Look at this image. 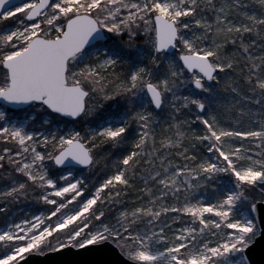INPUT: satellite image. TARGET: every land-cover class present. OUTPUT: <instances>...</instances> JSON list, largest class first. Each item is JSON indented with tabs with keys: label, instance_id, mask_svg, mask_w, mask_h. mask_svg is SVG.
<instances>
[{
	"label": "snow or ice",
	"instance_id": "1",
	"mask_svg": "<svg viewBox=\"0 0 264 264\" xmlns=\"http://www.w3.org/2000/svg\"><path fill=\"white\" fill-rule=\"evenodd\" d=\"M0 217V264H251L264 0H0Z\"/></svg>",
	"mask_w": 264,
	"mask_h": 264
},
{
	"label": "water",
	"instance_id": "2",
	"mask_svg": "<svg viewBox=\"0 0 264 264\" xmlns=\"http://www.w3.org/2000/svg\"><path fill=\"white\" fill-rule=\"evenodd\" d=\"M251 264H264V235L259 236L255 243L247 249ZM118 259L115 251L108 247L77 250L66 248L44 254L29 253L20 264H103L105 261Z\"/></svg>",
	"mask_w": 264,
	"mask_h": 264
},
{
	"label": "rangeland",
	"instance_id": "3",
	"mask_svg": "<svg viewBox=\"0 0 264 264\" xmlns=\"http://www.w3.org/2000/svg\"><path fill=\"white\" fill-rule=\"evenodd\" d=\"M82 174L88 176L90 179H93V180L95 179V178L92 177V174L89 173V172H84V173H82ZM90 187H91V185H90ZM84 195L87 196L88 193L86 192ZM75 203H76V202H73V205H70L69 207L74 206ZM29 210H30V211H36V209H35L34 207H32V206L30 207ZM40 210H44L43 206H41V205H40ZM206 215H207V216H211L212 214H206ZM2 223H3V218L1 219L0 225H2ZM0 251H3V250L0 249ZM28 254H29V253H28ZM26 255H27V254H26Z\"/></svg>",
	"mask_w": 264,
	"mask_h": 264
},
{
	"label": "trees",
	"instance_id": "4",
	"mask_svg": "<svg viewBox=\"0 0 264 264\" xmlns=\"http://www.w3.org/2000/svg\"><path fill=\"white\" fill-rule=\"evenodd\" d=\"M32 207H34L36 210L37 209H40V205H35V204H33V205H31ZM50 207V206H49ZM44 208V207H43ZM1 219H2V217H0V222H1Z\"/></svg>",
	"mask_w": 264,
	"mask_h": 264
}]
</instances>
